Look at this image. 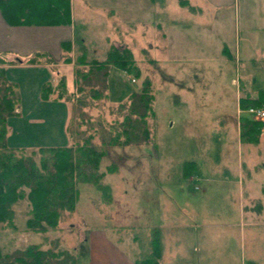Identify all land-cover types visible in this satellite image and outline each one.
Segmentation results:
<instances>
[{"label":"rangeland","instance_id":"1","mask_svg":"<svg viewBox=\"0 0 264 264\" xmlns=\"http://www.w3.org/2000/svg\"><path fill=\"white\" fill-rule=\"evenodd\" d=\"M98 1L72 0L79 33L85 30L83 26H108L107 13L95 11L97 6H106ZM131 1L122 18V23L128 22L127 33L112 35L106 27L94 30L100 43L89 48L93 57L103 60L110 46L127 47L139 70L136 77L110 66L104 89L107 99L92 100L83 107L90 126L100 130L94 142L106 155L100 159L98 172L103 173L101 183L109 188L101 191L90 183L77 182L74 211H64L57 228L45 232L26 229L30 206L26 198L17 200L12 204L15 228L0 223L1 251L40 244L43 249L68 250L85 264L80 247L84 233L92 227L104 222L119 225H108V235L123 231L122 236L131 237V227H139L135 225L160 223L165 264L167 259L171 261L173 250L179 264H198L203 254V264H264V133L256 144L241 143L237 130L238 98L248 94L254 98L264 92V52L251 50V63L244 42L247 26L264 25V19L259 18L264 3L253 9L249 0H226L220 12L190 14L182 10L177 23L194 16L189 33L170 36L168 27L175 16L173 9L180 8L178 0H157L161 12L154 19L156 24L147 23L143 28L135 25ZM203 22L208 27L199 25ZM99 32L108 37L102 38ZM225 45L233 61L223 56ZM62 72L70 84L71 70ZM143 87L153 97L155 116L146 122L155 129L156 146L103 147L104 130L121 121L125 112L118 104L129 92L138 93ZM78 115L72 117L68 128L72 141L88 135L84 130L88 122L79 124ZM241 115L250 118L246 112ZM184 161H195L204 168L203 178H183ZM112 162L118 168L108 173L106 167ZM151 186L156 194L148 192V199H142L141 194Z\"/></svg>","mask_w":264,"mask_h":264},{"label":"trees","instance_id":"2","mask_svg":"<svg viewBox=\"0 0 264 264\" xmlns=\"http://www.w3.org/2000/svg\"><path fill=\"white\" fill-rule=\"evenodd\" d=\"M181 5L190 7L182 0ZM0 10L4 19L11 24H69V0H0ZM77 53L71 59V42L64 41V62H73L72 88L66 84L64 76L55 81L45 82L41 87L42 99L54 98L69 104V115L65 132L70 143L65 146H48L37 148H11L7 145V118L17 114L18 90L15 84L7 81L3 66L15 62L36 63L40 55L35 54L24 59L10 53H0V223L11 228L12 204L26 198L30 209L25 221L26 229L34 232H45L56 229L63 212H73L78 200L77 182L90 183L98 190H107L102 184L103 173L98 172L100 159L106 155L105 149H99L94 142L95 133L91 122L86 118L83 107L92 104V100L107 99L104 94L106 77L110 66L129 74L139 75L132 51L127 47L110 46L103 60L89 55L82 39L74 37ZM226 58L230 54L222 49ZM142 88L140 92H131L125 101L117 107L124 110L122 120L106 128L107 138L102 146H156L154 127H149L146 118H154L152 94ZM54 95V97H53ZM86 96L89 98L87 99ZM129 101V102H128ZM128 102V104H126ZM252 106H264V92L256 97L244 95L238 99V107L246 109ZM112 111V109H110ZM78 113L79 124H87V136L82 140H73L69 132L72 117ZM87 119V120H86ZM239 139L243 143H257L264 130V121L246 116H239ZM103 131V130H102ZM38 154V158H36ZM118 165L110 163L106 170L114 173ZM197 172L194 161H184L182 177L187 179ZM109 197V196H108ZM121 228V227H120ZM132 241L137 245L138 256L134 264H160L161 239L158 226L131 227ZM0 264H77V258L68 250L53 251L43 249L40 244H29L10 252L0 249Z\"/></svg>","mask_w":264,"mask_h":264},{"label":"crops","instance_id":"3","mask_svg":"<svg viewBox=\"0 0 264 264\" xmlns=\"http://www.w3.org/2000/svg\"><path fill=\"white\" fill-rule=\"evenodd\" d=\"M181 1L182 0L177 1L180 8H178V10L173 9L175 16L171 17V26L168 27L170 36H177L179 33L182 35H185L186 32L189 33V25L192 24L191 18L194 16L190 15L191 18L184 17L183 19H186V22L185 20H182V24L177 23L178 18L176 16H179L182 10H187L190 14L195 11L200 13H206L208 11L220 12L223 11L225 8L224 6L228 3L226 0H184L190 7H193V9H191L188 6L181 5V3H183ZM249 1H251L250 4L253 9H256V5H260V2L264 3V0ZM69 2V24H11L4 19L0 10V53L15 54L24 59L35 54L40 55L38 57V62L36 63L15 62L2 65L5 78L7 81L15 84L18 90V105L16 107L17 114L8 117L6 121L8 127L6 142L9 147L31 149L37 147L68 145L70 141L65 132V127L69 115V104L63 100H55L54 98L42 99L40 96L42 85L48 81L54 82L56 77L61 75L65 77L67 86L72 88L74 77L72 76V82L68 84L67 78L62 70L64 68H69L73 75L74 64L73 62L63 61L64 51L61 48V43L64 41L71 42V51L68 54L72 59L77 53V46L74 43L75 36H79L82 39L90 55L91 49L89 48L92 47V44L100 43L96 39L97 32L94 30L100 31L102 29L104 30L106 27L112 35L116 34L117 31H120V35H125L127 33L125 29L128 27V22L122 23V18L125 19V13L129 10L127 6L129 0H99L98 3H100V5L106 6H97L95 11L102 10L107 13V20H109L108 26H102L101 23L94 24V26L90 27L93 30L92 32H90V28L87 29L86 26H83L85 30H82L81 33L77 31L75 20L72 15V0H69ZM130 3L135 6V25L137 24L143 28L145 26L144 24L147 23H152V26L156 24L154 19L159 17L161 12V7L158 5L157 0H132ZM199 5H202V7ZM261 9H263L264 12V7ZM261 9L259 10L261 11ZM259 18L264 19V13H261ZM204 20H206V18ZM204 24L207 23L203 22L199 25L208 27V25ZM129 25L131 27L134 26V24L130 23ZM245 29V49L248 51L247 59L251 61V56L249 54L251 50H261L264 52V25L260 28L247 26ZM99 36L103 38L106 35L103 34V32L101 34L99 32ZM105 42H107V38ZM259 46L262 47L258 48ZM225 49L228 54H230V59L226 58L222 51L223 56L228 61H233L234 58L227 45H225ZM252 62L253 61H251V63ZM130 93L131 92L126 96ZM196 166L197 172L193 173L194 175L192 174L189 176L188 179H202L205 175V169L200 166L198 167L197 164ZM148 192L155 193L154 188L151 186L149 190L144 192V196L140 193L141 198L147 200ZM168 212H170V210ZM175 222L176 220H171V223L175 224V227H177ZM108 225L119 227V225H110L105 224L104 222L103 224L92 227L91 230L88 231V234L84 233V236L82 237L83 245L81 244L80 253H83L85 256V264H134V261L138 256L137 245L132 241L131 237L126 235L122 236L121 233L123 231L114 233L109 232V236L106 232ZM162 225L163 224L160 223H148L135 226L159 227L161 239L160 264H165L166 250L161 230ZM85 230L86 228L83 229V231ZM175 255L176 254L173 250L171 253L172 259L171 261L167 259V264H179ZM204 258H206L204 254L199 256L198 264H203ZM77 262L80 264L79 260Z\"/></svg>","mask_w":264,"mask_h":264},{"label":"built area","instance_id":"4","mask_svg":"<svg viewBox=\"0 0 264 264\" xmlns=\"http://www.w3.org/2000/svg\"><path fill=\"white\" fill-rule=\"evenodd\" d=\"M133 82L134 79H131ZM235 81H237L235 79ZM239 113L246 112L250 117L254 119H263L264 118V108L260 106H252L245 110H238Z\"/></svg>","mask_w":264,"mask_h":264}]
</instances>
